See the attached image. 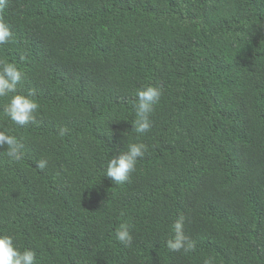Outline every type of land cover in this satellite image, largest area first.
<instances>
[{
    "label": "trees",
    "instance_id": "trees-1",
    "mask_svg": "<svg viewBox=\"0 0 264 264\" xmlns=\"http://www.w3.org/2000/svg\"><path fill=\"white\" fill-rule=\"evenodd\" d=\"M0 19V62L39 105L20 126L0 97L23 145L20 161L0 147V235L35 264H264V0H8ZM130 143L148 151L115 184L107 163ZM181 216L189 252L167 246Z\"/></svg>",
    "mask_w": 264,
    "mask_h": 264
},
{
    "label": "clouds",
    "instance_id": "clouds-1",
    "mask_svg": "<svg viewBox=\"0 0 264 264\" xmlns=\"http://www.w3.org/2000/svg\"><path fill=\"white\" fill-rule=\"evenodd\" d=\"M8 0H0V11L7 6ZM13 37L10 26L0 19V45H4ZM22 79V73L14 63L0 62V97L11 95L4 108V114L15 124L24 126L34 122V113L39 108L38 103L32 98L33 94H15L17 85ZM163 94L160 85L147 86L138 89L135 93L136 102L134 104L136 119L132 122V128L137 134H144L151 128L149 115ZM7 146L6 155L12 161H20L23 158V145L14 135H8L0 131V147ZM148 151L144 143H130L127 150L120 155L114 156L107 163L105 176L110 178L115 184H123L128 180L129 174L135 171L138 159H142ZM48 161L41 159L36 162V166L43 170ZM184 217L181 216L173 225L175 230L174 239L167 241V246L171 251L183 249L185 252L192 251L195 247L183 232ZM116 239L125 246H131L132 235L129 227L122 224L115 233ZM15 237L9 234L0 235V264H35L36 253L32 249H23L14 243ZM203 264H213L212 257H205Z\"/></svg>",
    "mask_w": 264,
    "mask_h": 264
}]
</instances>
